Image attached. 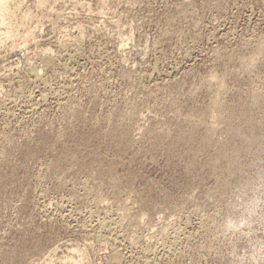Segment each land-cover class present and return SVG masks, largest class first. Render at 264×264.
<instances>
[{
    "label": "rangeland",
    "instance_id": "374dc122",
    "mask_svg": "<svg viewBox=\"0 0 264 264\" xmlns=\"http://www.w3.org/2000/svg\"><path fill=\"white\" fill-rule=\"evenodd\" d=\"M43 2L0 25V264H264V0Z\"/></svg>",
    "mask_w": 264,
    "mask_h": 264
},
{
    "label": "bare ground",
    "instance_id": "6f19581e",
    "mask_svg": "<svg viewBox=\"0 0 264 264\" xmlns=\"http://www.w3.org/2000/svg\"><path fill=\"white\" fill-rule=\"evenodd\" d=\"M15 1H18V0H0V25L1 24H4L5 23V21L8 19H10L11 18V16H12V14L14 13V12H12L13 10L11 9V6L12 5H10V3L11 2H15ZM39 2H43V0H38ZM18 3V2H17ZM16 3V4H17ZM44 3V2H43ZM14 4V3H13ZM10 17V18H9ZM1 27V26H0ZM2 29V28H1ZM1 29H0V35L2 36V34L4 35V36H7V35H11V34H13L12 33V30H9V29H5L4 31H1ZM127 33V32H126ZM130 33V32H129ZM128 33V35H130ZM26 34V33H25ZM131 36V35H130ZM128 37V36H127ZM126 37V38H127ZM264 38V37H263ZM262 38V39H263ZM261 39V40H262ZM259 43H261V42H259ZM258 44V43H257ZM259 45V44H258ZM263 46V45H262ZM261 46H259V48H260ZM258 48V47H257ZM256 51V50H255ZM257 52V51H256ZM255 52V53H256ZM252 53V52H251ZM257 54V53H256ZM253 55V54H252ZM249 58V57H248ZM253 58V57H252ZM254 59V58H253ZM250 60V62H251V60L252 59H249ZM220 83V82H219ZM220 90V89H219ZM217 94V93H216ZM221 116V115H220ZM232 118V117H231ZM229 121V120H228ZM244 124V123H243ZM230 125V124H229ZM211 132V131H210ZM232 135V134H231ZM239 135V134H238ZM239 137H240V139H242L243 137L241 136V135H239ZM244 139V141H250L249 139H247V138H243ZM251 140H252V138H250Z\"/></svg>",
    "mask_w": 264,
    "mask_h": 264
}]
</instances>
